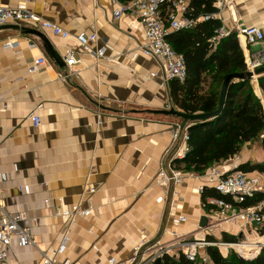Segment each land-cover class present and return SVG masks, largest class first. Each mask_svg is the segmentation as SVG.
<instances>
[{
	"label": "crops",
	"instance_id": "crops-1",
	"mask_svg": "<svg viewBox=\"0 0 264 264\" xmlns=\"http://www.w3.org/2000/svg\"><path fill=\"white\" fill-rule=\"evenodd\" d=\"M117 1L0 0V6L27 9L67 30L70 36L63 38L31 23L21 25L42 31L61 56L72 47L80 59L72 70L60 68L37 37L0 31V205L23 214L20 225L44 250L57 246L63 235L64 225L54 214L78 202L91 208L70 225L58 264H109L110 258L123 264L142 241L147 247L181 236L217 241L223 232L258 238L249 231L254 226L217 217L207 216L209 226L199 227L207 213L197 189L207 181L204 174L189 172L182 183L167 188L155 183L173 146L171 130L182 119L148 111L176 109L170 81L164 80L162 63L142 53L146 38L135 16L113 19ZM231 1V8L217 12L221 28L255 25L264 31V0ZM93 31L103 51L97 63L74 39ZM27 38L36 46H28ZM6 41L17 46L5 48ZM43 55L47 63L29 71ZM34 115L40 117L38 127ZM249 144L218 168L226 172L247 160L264 161L260 146L261 160L250 158ZM41 260L33 245L12 241L9 263Z\"/></svg>",
	"mask_w": 264,
	"mask_h": 264
},
{
	"label": "built area",
	"instance_id": "built-area-1",
	"mask_svg": "<svg viewBox=\"0 0 264 264\" xmlns=\"http://www.w3.org/2000/svg\"><path fill=\"white\" fill-rule=\"evenodd\" d=\"M187 2L188 0L117 1L116 7L112 11L113 19H120L125 15L131 14L142 25L146 41L140 45V49L144 55L162 63L165 81L175 79L183 82L186 78L187 71L183 56L175 51L167 36L174 30L189 29L195 24L196 19L184 16ZM214 6L218 12L224 7L231 8L232 1L215 0ZM217 12L205 15L203 19L216 18ZM27 23L34 24L40 28L50 29L55 35L63 38L70 36L67 30L60 28L49 20H44L27 9L0 6V26L18 24L21 27L22 24ZM229 32L220 28L218 35L213 38V41H217L219 37L225 36ZM235 32L240 47L245 51L246 70L253 71L255 68L264 65V31L255 25H239L235 28ZM74 39L76 46L80 47L84 53L92 56L96 63L103 56L102 49L97 46L98 36L95 31L89 34H76ZM241 39H243V44ZM27 41L28 46H36V43L28 38ZM15 46H17V43L13 41H6L3 44L5 48H14ZM75 53L74 48L68 47L63 56V61L70 70L75 64L80 62V59L75 57ZM45 63H47L45 55L35 58L29 71L36 70ZM101 116V113H98V125L101 122ZM31 120L34 127L40 125V117L38 115L32 116ZM171 137L173 146L166 152L168 153L169 151L168 160L166 163L160 162L155 178L157 185L166 188L179 185L189 174L173 162L175 159H183L189 151V134L186 126L177 125L171 130ZM257 174V176H249V173L234 169L223 172L218 168L217 163L210 166L204 173L207 181L205 184L198 186V193H203L205 186L214 188L220 194L227 195L236 204L214 196H206L203 203V207L207 211L206 216L210 219L217 217L218 221L239 222L242 226L250 225L254 226L255 229L260 225H264V196L255 205H239L247 198H252L256 193L264 194V176L260 173ZM94 191L95 188H89L90 193ZM47 201L45 200V202ZM90 209V207H82L81 203L78 202L70 207L62 208L54 214V216L61 219L64 225L63 235L57 246L44 250L35 241L30 231L20 225L23 214L20 212L9 213L0 205V264H11L8 261V256L13 240H17V243L21 246L33 245L39 250L42 255L41 264H58V256L64 248L70 225L77 217L88 216ZM179 219L183 221L185 217L180 216ZM262 237H264V231L256 239L245 238L235 241H214L205 237L181 236L165 244L156 242L151 245L152 247H147L146 242L142 241L134 248L131 258L123 264H155L157 258H161V264H163L165 255L175 256L179 252H182L189 260H195L200 257L202 261L207 262L208 256L201 253V251L203 252L208 246H215L221 251L224 250V253L233 251L237 256L249 259L257 256L262 251L264 252ZM245 248L248 249L246 253H244ZM242 249L243 251H241ZM150 250L151 252H149ZM147 251L149 254L145 256ZM114 263V259L110 258L109 264Z\"/></svg>",
	"mask_w": 264,
	"mask_h": 264
},
{
	"label": "trees",
	"instance_id": "trees-1",
	"mask_svg": "<svg viewBox=\"0 0 264 264\" xmlns=\"http://www.w3.org/2000/svg\"><path fill=\"white\" fill-rule=\"evenodd\" d=\"M214 3L215 0H188L184 16L196 19L195 24L189 29L174 30L167 36L171 46L183 56L187 71L183 82L170 81L169 95L177 110L189 114L215 110L226 74L246 70L244 54L235 31L213 41L222 23L218 18L203 19V16L217 12ZM257 84L258 87L250 80L230 83L222 111L213 118L195 121L188 126L189 151L183 159L173 162L185 172L203 175L213 164L238 155L247 143L258 141L264 151V73L258 77ZM254 85L261 98L255 93ZM234 170L245 173L256 171L264 176V161L247 160L239 163ZM206 196L232 202L227 195L205 186L200 194L202 205ZM263 196V193H256L239 205H255ZM222 239L235 241L237 236L223 232ZM205 251L209 258L207 262L200 257L189 260L179 252L175 256L165 255L163 264L264 263L263 251L249 259L241 258L233 251L224 253L215 246H208Z\"/></svg>",
	"mask_w": 264,
	"mask_h": 264
},
{
	"label": "water",
	"instance_id": "water-1",
	"mask_svg": "<svg viewBox=\"0 0 264 264\" xmlns=\"http://www.w3.org/2000/svg\"><path fill=\"white\" fill-rule=\"evenodd\" d=\"M2 30H15V31L21 32L23 34H30V35L37 37L41 41L43 48H44L46 54L49 56V58L54 60V62L60 68L65 67V63L63 61V56H61L54 49V47L50 43L49 39L46 37V35L42 31H40L36 28H31V27H26V26L20 27L18 24L2 25V26H0V31H2ZM263 73H264V65L255 68L253 71L245 70V71H241V72H230V73L226 74V76L224 77L223 82L221 84V88H220L218 107L215 110H212L209 112H199V113L189 114V113H185V112L179 111L177 109H174L173 107H170L169 109H156V110H148V111L153 112V113H157V114H166V115L177 116V117L182 119V124H180V126L181 127L186 126V128H188V126L191 123H193L195 121L208 120L210 118L217 116L222 111L224 103H225L226 95H227V90H228L230 83H232L234 81H238V80H250L253 84L256 83V86L258 87L257 79ZM258 97L261 98V95L260 96L258 95ZM100 107H102V106L100 105ZM132 111H135V110H132ZM176 126L177 125H175L174 128ZM207 226H208V217L206 215H202L200 217V220H199V227L201 229H204ZM155 264H161V258H157L155 261Z\"/></svg>",
	"mask_w": 264,
	"mask_h": 264
},
{
	"label": "rangeland",
	"instance_id": "rangeland-1",
	"mask_svg": "<svg viewBox=\"0 0 264 264\" xmlns=\"http://www.w3.org/2000/svg\"><path fill=\"white\" fill-rule=\"evenodd\" d=\"M255 85H256V83H255ZM255 85H254V91H255ZM256 92V91H255ZM257 93V92H256ZM248 146V148H249V154H250V158L251 159H259V160H261V158H260V155H259V153H257L258 152V148H259V142L258 141H255V142H253V143H250L249 145H247ZM258 172H252V173H249V176H253V175H255V176H257L258 174H257ZM255 230V232L258 234V237L259 236H261L262 234H263V230H264V225H260V226H258L257 227V229H255V228H253L252 229V227L249 229V231H250V233L252 234V232L251 231H254ZM256 233H255V235H256ZM250 234V235H251ZM241 239H245V238H243V237H241V238H237V240H241ZM262 240H264V239H262ZM247 250L248 249H246V252H247ZM223 252H224V250H222Z\"/></svg>",
	"mask_w": 264,
	"mask_h": 264
},
{
	"label": "bare ground",
	"instance_id": "bare-ground-1",
	"mask_svg": "<svg viewBox=\"0 0 264 264\" xmlns=\"http://www.w3.org/2000/svg\"><path fill=\"white\" fill-rule=\"evenodd\" d=\"M241 41H242V44H243V39H241ZM263 238H264V237H262V239H263ZM262 239H261V240H262ZM263 241H264V240H263ZM245 245H246V244H245ZM245 245H244V246H245ZM246 249H247V248L244 249V253H246ZM241 251H243V249H242Z\"/></svg>",
	"mask_w": 264,
	"mask_h": 264
}]
</instances>
